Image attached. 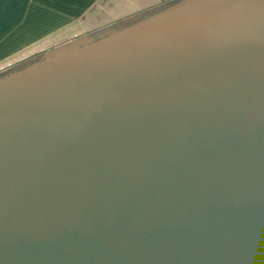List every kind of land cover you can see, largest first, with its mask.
<instances>
[{
	"label": "water",
	"instance_id": "obj_1",
	"mask_svg": "<svg viewBox=\"0 0 264 264\" xmlns=\"http://www.w3.org/2000/svg\"><path fill=\"white\" fill-rule=\"evenodd\" d=\"M89 37L0 76V264H264V0Z\"/></svg>",
	"mask_w": 264,
	"mask_h": 264
},
{
	"label": "crops",
	"instance_id": "obj_2",
	"mask_svg": "<svg viewBox=\"0 0 264 264\" xmlns=\"http://www.w3.org/2000/svg\"><path fill=\"white\" fill-rule=\"evenodd\" d=\"M169 0H0V76L33 56ZM105 31V30H104Z\"/></svg>",
	"mask_w": 264,
	"mask_h": 264
},
{
	"label": "rangeland",
	"instance_id": "obj_3",
	"mask_svg": "<svg viewBox=\"0 0 264 264\" xmlns=\"http://www.w3.org/2000/svg\"><path fill=\"white\" fill-rule=\"evenodd\" d=\"M171 1H176V0H169V1H167L165 4H168L169 2H171ZM164 5V4H163ZM147 14V13H146ZM145 16V15H144ZM143 15L141 16V17H144ZM138 18H140V17H137V18H134V20H137ZM134 20H131V22H134ZM128 23V22H127ZM121 26H123V21H115V22H113L112 24H110V25H108V26H105L104 27V30H107V29H110V30H112V29H114V28H118V27H121ZM104 30H102V31H104ZM97 34V33H96ZM89 36H95V34H87V35H85V36H81V37H79V38H77V39H75L78 43L79 42H83V38L84 37H87V38H90ZM85 39V38H84ZM74 40V41H75ZM82 40V41H81ZM84 41H86V40H84ZM53 49V48H52ZM41 56H43V54H41V55H37V56H33V58L31 59V60H29V61H27V62H24V63H22V64H20V65H16L15 67H13L10 71H8L9 73L10 72H13V71H15V70H17V69H19L21 66H25V64H29L32 60H35V59H38L39 57H41ZM6 74H8V73H5L4 75H6ZM1 76H3V75H1Z\"/></svg>",
	"mask_w": 264,
	"mask_h": 264
},
{
	"label": "flooded vegetation",
	"instance_id": "obj_4",
	"mask_svg": "<svg viewBox=\"0 0 264 264\" xmlns=\"http://www.w3.org/2000/svg\"><path fill=\"white\" fill-rule=\"evenodd\" d=\"M12 71V70H11Z\"/></svg>",
	"mask_w": 264,
	"mask_h": 264
}]
</instances>
